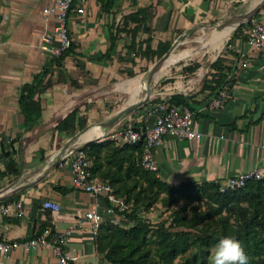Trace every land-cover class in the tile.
Segmentation results:
<instances>
[{
  "label": "crops",
  "instance_id": "crops-1",
  "mask_svg": "<svg viewBox=\"0 0 264 264\" xmlns=\"http://www.w3.org/2000/svg\"><path fill=\"white\" fill-rule=\"evenodd\" d=\"M104 1L74 0V8H84L81 15L71 11L67 20L74 51L57 64L56 58L39 46V35L52 34L55 26L54 16L44 14L43 8L56 0H0V194L3 196L0 204L9 210L1 216L0 236L4 241L20 243L41 236L48 244L29 249L20 245L3 256L2 264H56L53 251L56 244L74 258L73 264H109L88 223L71 229L95 205L105 221L111 222L115 216L106 211V202L73 188L67 168L54 164L38 172L71 136L59 133L56 126L74 109H78L77 115L83 118L85 126H91L108 113L107 104L116 94L131 98L137 92L138 79L123 78L120 73L122 70L134 74L138 65L136 54L128 48L132 43L131 29H136L134 49L144 50L147 40L150 48L156 50L159 43L172 46L179 36L222 21L232 6L246 2L118 0L104 12ZM259 1L248 0L244 5L253 3L250 11ZM138 8L146 9L144 24L128 21L123 26V18ZM116 27H122L123 31L118 33L110 59L103 60L100 57L109 47V33L115 34ZM231 43L237 51L247 53L248 66L237 68V58L226 62L234 66L229 74L231 82L218 89L224 95L221 106L214 108L210 103L217 91H201L200 86L195 92H178L189 96L192 125L201 136L190 141L170 135L163 137L154 150V158L157 175L164 182L202 183L224 180L253 168L264 169V55L244 40L234 38ZM205 48L202 43L196 51ZM45 68L41 83L44 89L30 98L38 102L40 115L30 124L19 98L23 86L33 83ZM141 85L140 92L145 95L148 84L143 80ZM156 115L137 111L125 118L122 125L149 127ZM21 177V186L12 191L9 186ZM48 200L58 203L60 210L44 209L42 203ZM118 225L128 228L133 222L118 220Z\"/></svg>",
  "mask_w": 264,
  "mask_h": 264
},
{
  "label": "trees",
  "instance_id": "trees-1",
  "mask_svg": "<svg viewBox=\"0 0 264 264\" xmlns=\"http://www.w3.org/2000/svg\"><path fill=\"white\" fill-rule=\"evenodd\" d=\"M117 1L105 0L104 12H108ZM145 11V8H138L125 16L123 26H126L128 21L144 24ZM243 26L244 24H241L235 30L232 38L236 37ZM122 29L116 27L115 34L109 33L110 44L101 59H110V53ZM135 36L136 29L133 28L132 43L128 48L133 52L139 51L147 60L160 58L169 48V44L159 43L157 49L152 50L146 40L144 50H136ZM74 47L70 42L69 47L54 61L59 64L65 56L74 51ZM198 67V63H194L184 70L192 73ZM210 68L213 72L210 77L204 78L201 91L213 93L218 91L220 86L231 82V65L223 64L221 57L217 58ZM46 72L45 68L35 77L33 83L24 85L19 98L25 118L30 124L40 115L38 102L30 101V98L44 89L41 83ZM130 73L133 74H128ZM188 99L189 96L174 94L169 97L168 102L189 108ZM157 101L156 99L151 102ZM77 114L78 109L72 110L58 123L56 130L71 135L83 129L85 121ZM144 144L145 140L141 139L133 145L119 146L108 138L86 144L91 177L109 183L113 194L129 205L125 216L128 221L133 222L128 228L111 222L99 226L95 242L104 253L106 261L109 264H172L177 257L190 252L195 240L199 246H208L217 245L221 239L231 237L241 243L248 257V264H264V178L249 181L243 188L224 193L219 192L216 181L171 185L161 180L157 172L145 170L141 166ZM161 194L166 197H160ZM180 199H183V203L167 227L163 224L155 227L140 215L142 212H148L158 201H166L167 205L171 206ZM203 200L205 207L198 210L195 204ZM188 207L192 212L189 218L186 214H179L180 211L185 212ZM202 223H206L211 232L203 233L204 229L200 228L198 231L204 235L191 239L186 229H196V226ZM197 258V255L194 256L193 264H196ZM200 260L203 263L201 256Z\"/></svg>",
  "mask_w": 264,
  "mask_h": 264
},
{
  "label": "built area",
  "instance_id": "built-area-1",
  "mask_svg": "<svg viewBox=\"0 0 264 264\" xmlns=\"http://www.w3.org/2000/svg\"><path fill=\"white\" fill-rule=\"evenodd\" d=\"M73 6V0H56L53 5L43 8L44 14L54 16L55 26L52 34L43 33L39 35V46L52 58L61 56L70 45L71 40L67 27L69 13L71 11H74L77 15L84 13L82 6L75 8ZM242 36L248 46L264 55V22L252 23L243 30ZM236 62L237 68H246L248 66L247 53L244 51L239 52ZM223 98L222 90H218L213 95L210 103L214 108H217L224 103ZM156 111L157 115L149 127L143 129L130 124L124 126H118L117 124L104 137V139H111L119 146L133 145L144 139L145 144L140 164L145 170L152 172L158 171V165L154 158V150L161 143L164 136L170 135L188 141L199 139L201 136L193 128L192 112L188 107L173 105L166 100L157 106ZM55 165L58 168L70 170L73 188L87 192L97 200L103 199L106 202V211L115 216L111 220V223L118 225V220H126L125 214L129 211V205L113 194L108 182L91 177L86 145L62 156ZM262 178H264V169L253 168L236 176L217 180L216 182L218 183L219 192L224 193L229 190L243 188L247 182ZM42 207L53 212L60 210L58 203L49 200L44 201ZM8 212V208L0 204V219L3 214H7ZM105 222L104 216L99 212L97 205H95L86 211L82 218H78L74 225L71 226V229L81 228L82 225L88 223L91 234L96 236L99 226ZM39 244L48 245L46 240L41 236L22 243L18 241H4L0 236V264H2L3 256L20 245L29 249ZM53 251L57 260L56 264H73L74 258L62 252L59 245H54Z\"/></svg>",
  "mask_w": 264,
  "mask_h": 264
},
{
  "label": "rangeland",
  "instance_id": "rangeland-1",
  "mask_svg": "<svg viewBox=\"0 0 264 264\" xmlns=\"http://www.w3.org/2000/svg\"><path fill=\"white\" fill-rule=\"evenodd\" d=\"M247 1L248 0H246V2ZM246 2L244 3L246 4ZM244 3H240V4L238 3L239 6L237 5L234 7L232 6L231 12H229L228 17L224 18L222 21L217 23L214 22L211 24H207L203 27H200L197 30L190 32L189 35L179 36L172 44V46H169L168 48V49L172 48L171 51L173 50L175 51L172 59L176 58L175 61L171 63L169 68L167 69L168 73L166 72L165 75H163L158 79V81L156 82L153 88L152 94L149 96L147 101L143 103L145 105L143 104L139 105L131 112H129L124 117V119L128 118L130 115L136 114L137 111H141V110H145L146 113L155 112L157 114L156 111L157 106L162 102L168 100L169 97L173 96L174 94H178V92H184V91L189 93L197 91L200 88L201 84L203 83L204 78L210 77V74L213 72V70L210 68V65L215 60H217V58L221 57L223 64H227L226 62H228L229 58H238L241 49L240 51L234 49L231 42H233L234 38L244 40L242 37V32L252 23L264 22V14H263L264 4L256 12H254L249 18L243 21L242 25L244 24V26L242 27V29L239 30L236 37L232 38V34L235 32L233 30L229 34V36L227 37L224 36L225 38L222 39V41H217L214 45L206 47L205 50L202 49V51L198 52L196 51V47L200 48L202 46V43H205L209 39L210 34L213 33V29L216 28L215 26L219 24H223L239 14L246 13V11H248V8L251 7L253 4L250 3L251 5L247 4L245 6ZM193 48L194 50H192ZM183 50L184 51L188 50V52L183 53ZM134 53L136 54L134 55V58H136L137 60L135 62L138 64L134 68L136 70L135 73L127 74L125 71L122 70L120 71V73L124 75L123 78H129V79L137 78L138 79L137 83L139 82L140 84L143 80H145L144 76L148 68L159 58L155 57L153 58L152 61H144L139 51ZM194 63H198L199 65V67L194 72L189 73L184 70L185 67ZM232 66H234L233 63L231 64V69L233 68ZM126 95H128V93H126ZM115 96L116 98L114 100L111 99L107 104L109 110L108 113L100 116L98 119L95 120L93 124H97L104 121L108 116L118 112L120 108L125 106L130 101L129 95L128 97H125L124 94L122 95L116 94ZM156 99L158 100L157 102L155 103L151 102L152 100H156ZM124 119H122L118 123L120 126L125 123ZM79 131L74 132L73 134H71V136ZM160 197L164 198L166 196L164 194H161ZM182 203H183V199H180L178 203L168 206L166 201H158L148 212H142L140 213V215L155 227L159 226L160 224H163L165 227H167L170 224V222H172L176 210L180 208ZM195 205L198 206L197 208L198 210H203V208L205 207V201L203 200L202 202L196 203ZM179 214L180 215L186 214L187 218H189L192 215V212L188 207L185 212L180 211ZM200 228L204 229L203 233L211 232V230L207 227L206 223L198 224L196 226V229L195 228L186 229L189 235L191 236V239H196L198 236L204 235L203 233L198 231L200 230ZM215 246L216 245L213 244H210L208 246H199L198 241L195 240V244L194 246L191 247L190 252H188L185 255H180L173 261L172 264H193L192 259L196 255L198 257L196 264H212L211 257L213 255ZM200 256L203 259V263H201Z\"/></svg>",
  "mask_w": 264,
  "mask_h": 264
},
{
  "label": "bare ground",
  "instance_id": "bare-ground-1",
  "mask_svg": "<svg viewBox=\"0 0 264 264\" xmlns=\"http://www.w3.org/2000/svg\"><path fill=\"white\" fill-rule=\"evenodd\" d=\"M235 27V23H231L225 27H216L215 29H213V33L210 34L209 39L205 42V47H209L214 45L217 41H222V39H224L225 37L229 36V34L231 33V31L233 30V28ZM225 36V37H224ZM219 38V39H218ZM221 44V43H220ZM218 48V47H217ZM187 53L188 50H183V53ZM175 51H171L168 56L165 58V60L163 61V63L157 68V70L151 74L150 76H148L145 80L144 83L146 82L148 84L147 88H146V93L144 95V93L140 92V89L142 87L141 83L137 85V83H135V81H133L132 85H134L135 83V89H136V93L132 94V97L130 98L129 103L130 104H136L141 102L142 100H144L145 98L149 97L152 92H153V88L156 84V82L158 81V79L160 77H162L163 75L166 74V71L168 69V66H170L171 63H173L175 61V59H172L173 55H174ZM178 59V58H177ZM159 74V76L157 77V79L155 80L154 78L156 77V75ZM204 73V72H203ZM201 76V75H200ZM199 76V77H200ZM155 80L154 83L152 84V80ZM140 80V79H139ZM138 81V80H137ZM134 92V91H133ZM143 92V91H142ZM144 96V97H143ZM143 97V98H142ZM142 98V99H141ZM138 101V102H137ZM136 102V103H135ZM133 104V105H134ZM117 113V112H116ZM111 115L110 119H106L105 121H102L100 123L97 124H93L89 127H87L86 129H84L83 131L79 132L78 134L74 135L71 139H69V145L75 144V143H79L80 141L83 142L85 140L94 138V137H98L101 135V129L102 127L109 122L114 116L115 114ZM94 125H98V126H94ZM94 126V127H92ZM92 127V128H91ZM101 128V129H99ZM56 159L55 157H50L49 159L46 160V162L39 168L38 172H44L48 169H50L53 164L55 163Z\"/></svg>",
  "mask_w": 264,
  "mask_h": 264
},
{
  "label": "water",
  "instance_id": "water-1",
  "mask_svg": "<svg viewBox=\"0 0 264 264\" xmlns=\"http://www.w3.org/2000/svg\"><path fill=\"white\" fill-rule=\"evenodd\" d=\"M264 4V0H260L250 11H248L247 13L244 14H240L237 15L235 18L230 19L229 21H226L225 23H223L221 25V27H225L231 23H235V27L233 28V30L235 31L242 23L244 20H246L247 18H249L254 12H256L262 5ZM220 27V26H217ZM232 30V31H233ZM231 31V32H232ZM172 48L168 49L158 60H156L147 70V72L145 73V78L146 79L148 76H150L151 74H153L157 68L163 63V61L165 60V58L168 56V54L171 52ZM149 97L145 98L144 100H142L139 103L136 104H130L127 103L125 106H123L122 108L119 109V111L115 114V116L109 121L107 122L101 129V135L98 137H94L88 140H85L83 142H79V143H75L72 144L70 146L69 145V138L66 140V142L51 156V157H55L56 161L55 163L59 160V158H61L64 155H67L71 152H73L74 150L86 145L89 142L92 141H101L104 139V137L107 135V133L116 125L118 124L122 119H124V117L131 112L133 109H135L136 107H138L139 105L145 103L147 101ZM87 127L83 128L82 130H80L79 132L83 131L84 129H86ZM79 132H77L76 134H78ZM74 134V135H76ZM46 162V161H45ZM44 162V163H45ZM54 163V164H55ZM53 164V165H54ZM23 182V177L19 178L16 182H14V184H12L11 186H9V188H13L12 191H17L18 188L21 186ZM6 189V188H5ZM11 191V192H12ZM3 198V196H1L0 194V200Z\"/></svg>",
  "mask_w": 264,
  "mask_h": 264
},
{
  "label": "clouds",
  "instance_id": "clouds-1",
  "mask_svg": "<svg viewBox=\"0 0 264 264\" xmlns=\"http://www.w3.org/2000/svg\"><path fill=\"white\" fill-rule=\"evenodd\" d=\"M211 261L212 264H248V257L238 240L225 237L215 246Z\"/></svg>",
  "mask_w": 264,
  "mask_h": 264
}]
</instances>
